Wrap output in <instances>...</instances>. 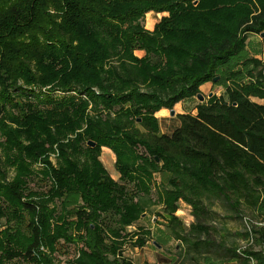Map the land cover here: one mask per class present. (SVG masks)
<instances>
[{
    "label": "trees",
    "instance_id": "obj_1",
    "mask_svg": "<svg viewBox=\"0 0 264 264\" xmlns=\"http://www.w3.org/2000/svg\"><path fill=\"white\" fill-rule=\"evenodd\" d=\"M150 12L168 13L152 31ZM263 33L264 0H0V264L33 261L61 238L84 244L76 264H134L124 249L151 233L128 242L127 229L157 175L172 237L187 245L175 264H264V228L252 226L254 244L245 229L242 245H228L210 207L264 215V104L252 100H264V58L246 43ZM218 76L224 94L162 133L156 113ZM36 174L46 191H29ZM181 201L193 209L189 229Z\"/></svg>",
    "mask_w": 264,
    "mask_h": 264
},
{
    "label": "rangeland",
    "instance_id": "obj_2",
    "mask_svg": "<svg viewBox=\"0 0 264 264\" xmlns=\"http://www.w3.org/2000/svg\"><path fill=\"white\" fill-rule=\"evenodd\" d=\"M155 13V12H154ZM152 15V20L155 22L154 26L158 21L161 20L162 17L167 16L158 15L159 13H148ZM147 14V15H148ZM162 14V13H161ZM147 15L145 18V28L147 23ZM255 47V46H254ZM252 51H254L253 46L248 50L249 54L252 55ZM253 56V55H252ZM219 80H220V76ZM218 80V81H219ZM217 81V82H218ZM212 83V82H210ZM216 82L212 83V88L209 92H204L202 95L205 97V101L211 98L213 95L221 96L225 92L224 85H217ZM212 95V96H211ZM211 96V97H210ZM260 102L258 99L255 100ZM195 102H191L189 104V109L195 105ZM200 103V101H199ZM169 127L161 125V132L166 133ZM173 128L170 126L169 131ZM107 150V151H105ZM113 155V158H112ZM58 158L59 154L54 151L50 154V161L54 167L58 166ZM100 161L102 162L105 169L111 175V177L118 181L120 174L116 169V155L106 147L102 148V153L100 156ZM15 176V170H9L8 181L11 180ZM37 176V174H36ZM36 177H31L29 179L30 186L28 187L31 193L38 192L41 193L46 191L48 188L45 183H41L40 175ZM161 178L160 175H157L154 181V185L152 188V193L150 196V202L147 206L145 214L142 216L141 220L136 223L134 226L129 227L127 229V233L131 236L129 237L128 242H135L137 238L132 237L135 235L137 231L142 229H147L150 231L151 235H149V241L145 244L144 247L135 248L133 246H129L128 244L124 249V256L130 258L134 264H175L177 257L182 253L181 256L184 255L185 249L187 248L186 243L181 242L172 237L171 230L169 229V217L164 212V205L159 198L160 188L163 187L160 184ZM46 185V186H45ZM28 194V192H26ZM29 196V195H28ZM28 199H31L27 197ZM24 198V199H27ZM59 205V203H58ZM180 209L177 211L176 216L181 219V222L189 229V227L195 222V218L193 217V209L187 203L181 201L179 202ZM212 211V224L215 226L221 227L222 225L226 226V242L228 245H242L241 235L245 233V221L244 217H248L251 219H256V215L249 210L245 209V207L241 208L242 216L236 217L234 211L228 206H223L222 203H213L211 206ZM70 210V209H69ZM70 220H75L74 217L69 218ZM6 228V222L1 221L0 223V233ZM76 232L72 235L75 237ZM85 249V246L81 242H68L64 238L58 239L53 244V249L49 246L43 245L38 251L36 255V259L33 261H26L23 259H15L11 262V264H76L75 261L78 259L80 250ZM202 264H237L236 262H226V263H214L210 259L205 260Z\"/></svg>",
    "mask_w": 264,
    "mask_h": 264
},
{
    "label": "crops",
    "instance_id": "obj_3",
    "mask_svg": "<svg viewBox=\"0 0 264 264\" xmlns=\"http://www.w3.org/2000/svg\"><path fill=\"white\" fill-rule=\"evenodd\" d=\"M153 14H155L154 12H151ZM168 13H159L158 15H164ZM159 22V21H158ZM157 22V23H158ZM155 27V26H154ZM154 29V28H153ZM247 48L248 50H250V47L253 46L254 51H252V55L259 58V59H263L264 58V37L262 35H257V34H248L247 35ZM255 46V47H254ZM135 55L138 57H143L145 55L144 51H136ZM212 83H206L203 86H201V92L202 94L204 92H209L212 88ZM205 100V97H204ZM253 101L257 100L256 98L252 99ZM260 102H257L259 104H264V100H260L258 99ZM195 105H193L190 109H189V104L192 102H195ZM199 100L193 99V100H188V101H184V102H180L178 104H176V106L174 107V111H175V116H171L170 115V110L168 109H162L160 110L158 113H156V117L159 120L160 123V127L161 125H164L168 128V131L165 134H171L176 128H178L180 126V120L178 119L177 115L179 114H186L188 112H191L192 114H196L197 110H195V107L198 105ZM160 112H165V117H159L157 114H159ZM173 126V128L169 131L170 126ZM162 133H164L162 131ZM113 158V155H112ZM178 260V257L176 259V261ZM211 260V259H210ZM212 262H214L213 260H211ZM214 263H222V262H214Z\"/></svg>",
    "mask_w": 264,
    "mask_h": 264
},
{
    "label": "built area",
    "instance_id": "obj_4",
    "mask_svg": "<svg viewBox=\"0 0 264 264\" xmlns=\"http://www.w3.org/2000/svg\"><path fill=\"white\" fill-rule=\"evenodd\" d=\"M245 225L249 236L250 244H254L256 241V234L252 230V226H256L257 228H264V215L257 221H252L250 219H245ZM241 253V250L238 251ZM251 264H256L255 261H252Z\"/></svg>",
    "mask_w": 264,
    "mask_h": 264
},
{
    "label": "water",
    "instance_id": "obj_5",
    "mask_svg": "<svg viewBox=\"0 0 264 264\" xmlns=\"http://www.w3.org/2000/svg\"><path fill=\"white\" fill-rule=\"evenodd\" d=\"M262 36L264 37V33L262 34ZM219 80V77H216L213 79V82H217ZM212 96V95H211ZM210 96V97H211ZM197 99L200 101V102H203L204 101V96L202 94L198 95ZM170 115L171 116H175V111L174 109L172 111H170ZM92 146H95V143H90Z\"/></svg>",
    "mask_w": 264,
    "mask_h": 264
}]
</instances>
